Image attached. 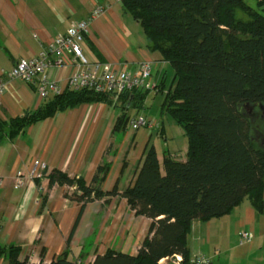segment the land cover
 Here are the masks:
<instances>
[{
  "label": "crops",
  "instance_id": "obj_1",
  "mask_svg": "<svg viewBox=\"0 0 264 264\" xmlns=\"http://www.w3.org/2000/svg\"><path fill=\"white\" fill-rule=\"evenodd\" d=\"M97 5L108 9L92 22L82 43L86 58L128 68L149 61L155 82L165 90L169 64L149 49L141 25L124 15L122 2L115 0H0V70L10 71L21 59L36 56L73 23L88 19ZM72 72L68 65L50 68L47 74L66 87ZM147 97L142 106L127 112L129 117L141 113ZM45 102L25 81L11 80L0 104V122L34 111ZM116 103L114 99L113 104H82L30 126L13 140L0 141V244L20 246L19 261L50 264L66 256L91 264L108 251L135 255L143 245L152 220L136 215L125 198L104 196L89 203L77 224L81 204L65 197L68 187L49 185L48 171L59 169L104 192L117 188L121 193L134 184L150 147L156 149L161 163L167 156L187 160L188 138L173 118V122L167 119L164 100L161 114L166 118L160 117L161 127L154 130L134 131L128 126L117 130L121 109ZM155 135L169 141L162 157ZM36 161H40L38 176L25 188H16V173L29 175ZM99 166L108 167L107 175L93 183ZM244 230L253 233L250 243L241 244L239 232ZM187 246L190 264L201 256L209 264H264V210L258 213L247 198L227 215L196 219ZM0 264L9 260L1 258ZM160 264L174 263L165 258Z\"/></svg>",
  "mask_w": 264,
  "mask_h": 264
},
{
  "label": "trees",
  "instance_id": "obj_2",
  "mask_svg": "<svg viewBox=\"0 0 264 264\" xmlns=\"http://www.w3.org/2000/svg\"><path fill=\"white\" fill-rule=\"evenodd\" d=\"M258 1L264 7V0ZM121 2L123 14L143 28L149 49L174 71L162 109L188 138L187 160L167 156L161 163L150 147L134 184L121 193L117 188L104 192L59 169L48 171L49 185L76 188L66 190L65 197L81 204L77 224L89 203L115 195L125 198L136 215L152 220L137 254L108 251L91 264H160L175 255L183 257L182 264H190L187 237L194 220L227 215L247 198L258 213L264 210V150L257 146L254 124L244 110L264 105V14L244 0ZM149 93L140 89L120 97L117 130L128 126L127 112L142 106ZM45 101L34 111L0 122V141L26 134L30 126L70 108L113 104L114 98L66 90ZM107 170L99 166L93 183L103 181ZM21 252L20 246L0 244V259L32 264L28 259L19 261ZM76 263L63 256L50 264Z\"/></svg>",
  "mask_w": 264,
  "mask_h": 264
},
{
  "label": "built area",
  "instance_id": "obj_3",
  "mask_svg": "<svg viewBox=\"0 0 264 264\" xmlns=\"http://www.w3.org/2000/svg\"><path fill=\"white\" fill-rule=\"evenodd\" d=\"M120 2L122 0H115ZM107 7L97 5L86 20L77 21L65 32L55 37L49 44L44 45L34 57L21 59L10 71L0 70V104L6 93L8 82L21 79L31 85L44 100L51 95H60L66 90L92 91L98 94L111 95L118 101L123 94L134 90H147L150 93H159V85L153 81V64L151 62L137 63L135 67L115 66L111 63L90 62L84 55L82 43L89 35L92 22L107 12ZM72 65L73 72L67 80L66 87L57 81L50 80L47 71L50 68H63ZM128 127L134 131L142 128L159 129V120L140 113L131 116ZM40 161L35 162L34 170L25 175L18 171L14 176L16 188H25L27 182L38 176L37 168ZM2 178L0 177V185ZM76 188H71L74 191ZM241 244L250 243L253 233L248 230L240 231ZM174 264H182L183 257H171ZM161 262V261H160ZM206 256L198 257L193 264H209ZM76 264H82L77 261Z\"/></svg>",
  "mask_w": 264,
  "mask_h": 264
},
{
  "label": "rangeland",
  "instance_id": "obj_4",
  "mask_svg": "<svg viewBox=\"0 0 264 264\" xmlns=\"http://www.w3.org/2000/svg\"><path fill=\"white\" fill-rule=\"evenodd\" d=\"M244 2H245V5H248L252 9L264 14V7L259 6L258 0H244ZM143 62H145V61H143ZM173 76H174V71H173L172 67L169 65L168 66V79H167L166 89L160 93H149L147 100L145 102V107H144V109H141V113L146 114L148 117L156 118L158 120L160 117L164 116V118H166V116H167V119H169L172 122L174 121L169 114L165 113L166 116L161 114V112H162L161 106H162L165 94L169 90L170 86L173 85L172 84ZM247 108L248 107H246L244 110L248 113ZM168 143H169V141H167L165 138L155 135V144L157 146L158 153L161 157L163 156V151H165L167 149ZM14 184H15V181H14ZM77 261H80V260H76V262Z\"/></svg>",
  "mask_w": 264,
  "mask_h": 264
},
{
  "label": "flooded vegetation",
  "instance_id": "obj_5",
  "mask_svg": "<svg viewBox=\"0 0 264 264\" xmlns=\"http://www.w3.org/2000/svg\"><path fill=\"white\" fill-rule=\"evenodd\" d=\"M248 116L254 124V140L259 148L264 150V105L249 106Z\"/></svg>",
  "mask_w": 264,
  "mask_h": 264
},
{
  "label": "water",
  "instance_id": "obj_6",
  "mask_svg": "<svg viewBox=\"0 0 264 264\" xmlns=\"http://www.w3.org/2000/svg\"><path fill=\"white\" fill-rule=\"evenodd\" d=\"M132 100H133V97H132L131 100H130V103H129V105H128V108H130Z\"/></svg>",
  "mask_w": 264,
  "mask_h": 264
}]
</instances>
